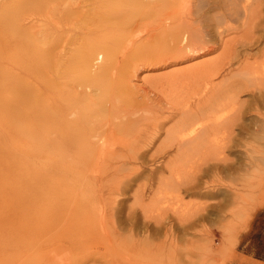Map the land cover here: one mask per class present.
I'll return each mask as SVG.
<instances>
[{"label":"bare ground","instance_id":"obj_1","mask_svg":"<svg viewBox=\"0 0 264 264\" xmlns=\"http://www.w3.org/2000/svg\"><path fill=\"white\" fill-rule=\"evenodd\" d=\"M100 1L80 5L83 31L73 33V41L63 27L76 0H0V58L8 59H0V261L10 249L39 244L42 261L68 255L69 264L102 261L104 246L121 250L129 224L122 196L142 169L149 170L151 186L164 170L186 172L176 181L187 195L219 194L207 180L219 173H239L248 197L263 186L264 0H109L113 6L104 10ZM33 23L45 27L46 106L26 117V103L14 97L11 70L3 65L27 45L23 31ZM118 26L131 33L122 46L95 35ZM123 96L134 105H118ZM47 152L76 161L77 182L88 183L78 187L89 193L77 192L76 201L66 197L68 187L60 186L69 174L54 161L53 170L44 169ZM85 154L96 156L90 160H96L97 188L82 176ZM109 154L115 162L99 160ZM107 167L113 173L101 174ZM25 207L34 209L21 218ZM169 209L180 220L193 215ZM44 217L49 223H41ZM141 225L133 222L138 230ZM30 226L54 235L26 239ZM79 244L90 250L76 259L72 250Z\"/></svg>","mask_w":264,"mask_h":264},{"label":"rangeland","instance_id":"obj_2","mask_svg":"<svg viewBox=\"0 0 264 264\" xmlns=\"http://www.w3.org/2000/svg\"><path fill=\"white\" fill-rule=\"evenodd\" d=\"M87 2L80 4V0H76L72 6V11L68 13L66 25L63 27V34L70 35L83 31L82 29L80 30L77 23L80 18V5H84V8L95 5L92 4L91 0L89 4H86ZM127 3L116 4L122 8V6L126 7ZM100 5L101 7L98 8L104 10L111 8L113 3L109 0H104ZM32 13L35 15L36 11ZM39 22L40 24L42 23L41 20L36 21L37 24ZM33 24L35 25V23ZM40 24L34 27L27 26L30 29L24 28L23 32L29 34L28 37L30 38L27 41V45L25 44L21 50H16L14 62H4L5 65L2 62L3 66L11 70V72H8L11 74L12 83L14 84V97L23 100L24 104L26 103L24 111V113L26 112V117H28V114L32 116L41 115L46 106L43 70L44 66H46L45 51L47 43L45 27ZM96 33L95 35L101 39L113 40L116 38L120 42L122 37H127V35L131 34L126 26L98 28ZM71 39L75 41L76 34H73ZM124 44L126 43L121 42V46ZM0 59L8 60L7 58ZM116 103L118 105H134L128 96L121 97ZM47 155L42 159L44 169L53 170L54 161L60 164L58 167L63 172L69 174L67 179L62 180V183L65 184L60 186H65V189L68 187L66 189L68 196L66 197L76 201L77 192H79V195L89 193L84 186L78 187V184L88 185V183L77 182L80 168L76 166V161L71 159L62 161V156L56 153L47 152ZM92 157L96 156L85 154L82 157L89 164L88 168L83 167L84 169H82V176L89 183L94 182V178L99 174L96 171V167L92 166L96 164V160H90ZM113 157L115 156L109 154L103 156L102 159L99 158V160L107 161L108 165V162H115ZM131 170L128 169V172ZM142 171L143 176L139 180L132 182L131 187L129 186L122 196L124 199L122 211L124 212L123 216H125L123 218L127 217L129 223L126 229L128 232L125 233L126 231H124V236L121 238L122 249L110 251L109 246H104L99 249L100 252L104 253L102 261L91 260L87 264H264V183L262 188L256 192V195L254 193L248 197L245 193L251 192L247 189H242L240 184L241 175L239 173H219L220 175L218 176L207 177L208 185L213 189V193L217 191L219 194L216 193L217 195L214 197L193 193L187 195L184 192H180L176 181L177 178L184 179L182 176L186 172L180 169L172 173L169 170H164L161 173L163 176L162 181L156 182L155 185L151 186L147 185L145 179L146 175L149 174V170L142 169ZM112 173L113 170L107 167L101 174ZM120 174L122 175V172ZM231 174L230 178L229 175ZM185 178H187V175ZM114 182L106 184L105 187L109 188V185ZM92 184L93 188H97V185ZM237 189H239V192ZM234 191H237L240 195ZM72 194L74 195L72 196ZM54 195V192H50L49 198L51 199H46V201L48 203L53 201L52 196ZM119 196L117 197L120 198L121 196ZM112 197L115 198L116 196L113 195ZM244 198L246 199L244 200ZM90 201L92 204H97L93 202L91 196ZM65 203L61 204L66 206ZM77 203H75V207H77ZM171 207L193 212V215L190 216L189 221L180 220L175 215L170 214L172 211L169 208ZM33 209L25 207V213L21 218L28 217ZM200 209L202 214L198 215L197 211ZM2 214H4V210L0 212V215ZM73 215L78 216L77 213ZM128 216L135 217V219H129ZM48 217H44L41 223H49ZM135 220L139 225L140 223L142 224L139 228L142 230L133 227ZM54 231L45 230L43 227L38 229L36 226H30L26 239L34 238L37 241H41L54 235ZM2 232L5 233L0 228V235ZM127 234L130 235L128 236ZM132 235L136 237L134 240L129 238H132ZM142 237L143 240H140ZM124 242L128 245L124 244ZM40 245H35L34 247L24 246L22 251L15 250V252L10 249L8 256L1 260L0 264H60V260H64L69 264L68 255L60 259L42 261L40 256L42 247ZM89 247L90 245H76L75 249L72 250L73 256L78 259L86 253V249H89ZM71 264H76V262Z\"/></svg>","mask_w":264,"mask_h":264}]
</instances>
